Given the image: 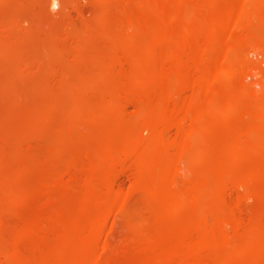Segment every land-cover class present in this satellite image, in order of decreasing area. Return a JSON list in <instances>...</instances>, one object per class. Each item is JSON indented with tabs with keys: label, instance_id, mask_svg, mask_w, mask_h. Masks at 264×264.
<instances>
[{
	"label": "bare ground",
	"instance_id": "bare-ground-1",
	"mask_svg": "<svg viewBox=\"0 0 264 264\" xmlns=\"http://www.w3.org/2000/svg\"><path fill=\"white\" fill-rule=\"evenodd\" d=\"M62 4L0 0V264H264V0Z\"/></svg>",
	"mask_w": 264,
	"mask_h": 264
},
{
	"label": "rangeland",
	"instance_id": "rangeland-1",
	"mask_svg": "<svg viewBox=\"0 0 264 264\" xmlns=\"http://www.w3.org/2000/svg\"><path fill=\"white\" fill-rule=\"evenodd\" d=\"M59 1L60 2H59V4H58L57 7H52V6H50L49 0H11V8L10 9H11L12 12H15V13H18L19 14V17H20V19L23 22V24H22L23 27H29L31 25V22L32 21L33 22L36 21L38 19V17H39V13L36 10V6H37V8L39 6L40 7L43 6L51 14L52 13L54 14V13H57V12L61 11L63 9V7H64L63 4H62L63 0H59ZM66 1L68 3L67 4L68 5V8H71L73 6H78V5L84 7V9H85V17H78V18H76L75 21L78 24L81 23L84 19L85 20H88V21L90 20V22H94V20H92V19H94L93 16L95 14L99 13L100 12L99 10L101 9V6L99 8L98 5L97 6L95 5V6L90 7V5H91V3H92L93 0H66ZM21 3H27V4L31 5V6L33 5L32 7H34V8H32V7L29 6L30 7L29 9L24 10V11H20L19 10V6H20ZM86 9L89 10V11H86ZM79 18H80L81 21H79ZM82 18H84V19H82ZM52 25H53L52 22H50L48 24V27H50ZM249 57L252 60H254V61L261 60L260 55H258V54H251ZM4 66H5V68L7 70H10V71L12 70V68L10 67V64H8V65H5L4 64L3 65V68H4ZM8 67H10V68H8ZM26 79L30 80V78H26ZM28 80L27 81L26 80L25 81L24 80L22 81L23 82V85H27L26 88H28L29 84H30V87L32 85H34V84L38 85L39 84L38 81H40V79H38L37 81H34L36 79H34L32 81L30 80L31 82L28 81ZM245 80L247 82H252L254 80V76H246L245 77ZM19 83H20V81H19ZM20 85H22V84H20ZM6 98L7 97H5V100L3 98L0 99V130H1L0 131V134H2L0 136L1 137L0 140H3L2 138L5 136V133L6 132H15V131L20 130L24 126L23 125V122H22V119H23V117L24 118L26 117L25 116L26 113L28 114V111L25 110V109L15 110L14 108H12L11 105H10V103H8L9 102V99L7 98L8 99L7 100ZM38 98H40V97L37 96V100H38ZM6 100H7V103L8 104L6 103ZM15 111L18 112L19 114L18 113L16 114ZM25 111H27V112H25ZM14 115H15V119L12 120V121L9 120V117L14 116ZM146 134H147V132L144 131L143 132V135H146Z\"/></svg>",
	"mask_w": 264,
	"mask_h": 264
}]
</instances>
